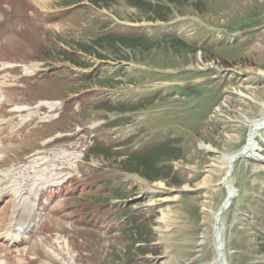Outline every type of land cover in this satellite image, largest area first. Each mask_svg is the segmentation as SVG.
<instances>
[{
    "label": "rangeland",
    "instance_id": "obj_1",
    "mask_svg": "<svg viewBox=\"0 0 264 264\" xmlns=\"http://www.w3.org/2000/svg\"><path fill=\"white\" fill-rule=\"evenodd\" d=\"M79 1L89 2L38 0L37 6L65 9ZM99 1L103 8L94 10L97 7L89 3L71 15L70 22L51 25L53 41L37 38L40 50L53 61L61 60L59 47L74 37L90 39L101 23L150 31L157 39L173 33L189 46L176 50L166 39L154 44L149 40L150 47L127 54L124 50L119 60L91 57L96 63L90 70L104 65L102 71L115 75L111 87L98 85L102 77L90 83L104 94L97 101L112 99L120 109L107 110L94 102L69 128L82 124L102 145H115L109 154L96 150L90 161L82 162L83 168L90 176L88 185L98 174L110 180L106 195L121 198L129 208L122 220L118 215L101 231L77 219L73 231L78 233L70 234L74 249L83 256L60 264L211 263L217 255L215 215L227 196L222 181L228 167L222 153L242 150L231 183L238 192L222 220L226 255L228 264H264V0H157L140 7L129 0ZM158 4L157 15L165 18L153 19L146 10ZM56 40L59 44L53 45ZM134 101L145 104L126 107ZM94 122L103 124L93 130ZM161 130L178 139L175 144L182 152L171 158L165 177L151 179V173L125 162L123 155L148 147L161 138ZM123 140L129 143L117 145ZM210 145L215 150L208 149ZM90 186L80 189L75 203L84 205L80 219L88 214L96 220L105 208L114 213L110 205L97 209V204L112 199L101 195L93 204ZM101 188L96 186L95 193ZM2 211L9 213V205ZM75 213L71 210L70 216L76 218ZM45 248L56 254L57 247L36 248L42 263L49 264L54 260Z\"/></svg>",
    "mask_w": 264,
    "mask_h": 264
},
{
    "label": "trees",
    "instance_id": "obj_2",
    "mask_svg": "<svg viewBox=\"0 0 264 264\" xmlns=\"http://www.w3.org/2000/svg\"><path fill=\"white\" fill-rule=\"evenodd\" d=\"M97 3H100L99 0H94ZM134 4L135 6L140 7V3L142 2H153L157 4V0H129ZM159 1V0H158ZM161 4L155 5V7L148 8L146 11L152 16L154 19L155 15L156 18H165L164 15H157V9ZM158 6V7H157ZM150 39L146 38L145 36H119V37H111L107 39H95L93 40V45H88L85 43H82L80 41H74L76 42L77 46L81 48L82 50H85L89 53L96 54L101 59H107L109 56L115 57V58H121L123 55L120 54V52H123L124 50H127L124 52V54H127L128 51L131 52L132 49L136 48H146L150 47L151 43H157L154 40H150L151 43H149ZM170 44L171 47L178 50L179 46H189L187 41L181 39L180 37H170L166 39ZM110 45L114 48L112 50H108L106 47H104V44ZM96 47H99V50L96 49ZM106 48V49H105ZM115 54V55H114ZM102 84L110 85L112 84L111 81H103ZM145 104L144 102L135 103V105L131 106L134 108H143L142 105ZM130 107V108H131ZM178 141V139H171L167 138L160 143L154 144L148 149H143L139 152L131 154L129 157L125 159V162H130L134 164L135 166H138L144 170V172H148L152 174L151 179H157L165 177L163 172L169 167V163L172 157H180V153L182 152V147L180 145H176L175 143ZM134 171V170H132ZM145 172V173H146ZM149 177V175L147 174Z\"/></svg>",
    "mask_w": 264,
    "mask_h": 264
},
{
    "label": "water",
    "instance_id": "obj_3",
    "mask_svg": "<svg viewBox=\"0 0 264 264\" xmlns=\"http://www.w3.org/2000/svg\"><path fill=\"white\" fill-rule=\"evenodd\" d=\"M235 159L236 158H234L232 165H231V168L227 172V175H228V176L226 175L227 179L232 174L233 168L235 166ZM227 187L231 193H229V195L227 196V198L223 202L220 210L216 213L215 223L213 226V235L215 236L214 242H215V245L217 242L216 249H217V253H218V256L214 259L218 258L222 264H227L228 259L226 258L225 241L222 238L221 218L223 217L226 209L228 208V206L230 205V203L232 202L233 198L235 197V195L237 193V188L234 187L232 184H230V183L227 184ZM212 262H214V260H212L211 263Z\"/></svg>",
    "mask_w": 264,
    "mask_h": 264
},
{
    "label": "bare ground",
    "instance_id": "obj_4",
    "mask_svg": "<svg viewBox=\"0 0 264 264\" xmlns=\"http://www.w3.org/2000/svg\"><path fill=\"white\" fill-rule=\"evenodd\" d=\"M263 74H264V70H262L261 71ZM262 104L264 105V102H262ZM208 147V149H210V150H215V147L214 146H212V145H210V146H207ZM247 152L248 151H250V149H247L246 150ZM245 151V152H246ZM243 153H244V150H242L241 152H238V151H236V152H230V153H222V155H223V161H224V163L227 165V172H228V170L231 168V165H232V162H233V160H234V158H236L235 159V161L239 158V157H241L242 155H243ZM233 173H234V168H233V171H232V174H231V176H229L228 177V179H227V173H226V175L227 176H225L224 177V179H223V181H222V184L227 188V196L229 195V193H231L230 191H229V189H228V187H227V184H231L232 183V177H233ZM237 194V193H236ZM227 196H226V198H227ZM231 204V203H230ZM222 220H223V217L221 218V228H222V238H223V224H222ZM214 240H215V236H214ZM216 245H217V242H216ZM226 250V249H225ZM218 256V253H217V255H216V257ZM226 258H227V255H226ZM209 264H222L221 262H220V260L217 258V259H214V262H212V263H209ZM227 264H228V262H227Z\"/></svg>",
    "mask_w": 264,
    "mask_h": 264
}]
</instances>
